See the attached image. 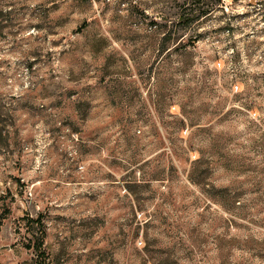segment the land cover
<instances>
[{
  "label": "rangeland",
  "instance_id": "1",
  "mask_svg": "<svg viewBox=\"0 0 264 264\" xmlns=\"http://www.w3.org/2000/svg\"><path fill=\"white\" fill-rule=\"evenodd\" d=\"M264 264V0H0V264Z\"/></svg>",
  "mask_w": 264,
  "mask_h": 264
},
{
  "label": "trees",
  "instance_id": "2",
  "mask_svg": "<svg viewBox=\"0 0 264 264\" xmlns=\"http://www.w3.org/2000/svg\"><path fill=\"white\" fill-rule=\"evenodd\" d=\"M26 225L30 229H35L36 232L31 233V236L29 238V244L28 248H32L36 257L38 258V263L40 264H47L49 262V256L45 252L44 248V236H45V229L41 222V216L40 214L37 215L35 218L27 217Z\"/></svg>",
  "mask_w": 264,
  "mask_h": 264
}]
</instances>
